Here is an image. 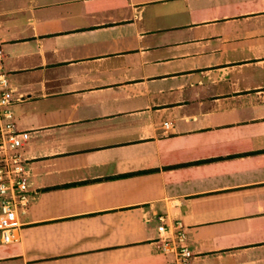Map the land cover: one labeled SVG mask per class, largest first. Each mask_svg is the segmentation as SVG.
<instances>
[{"label":"crops","instance_id":"1","mask_svg":"<svg viewBox=\"0 0 264 264\" xmlns=\"http://www.w3.org/2000/svg\"><path fill=\"white\" fill-rule=\"evenodd\" d=\"M0 36L31 191L0 264H166L158 214L264 264V0H0Z\"/></svg>","mask_w":264,"mask_h":264},{"label":"built area","instance_id":"2","mask_svg":"<svg viewBox=\"0 0 264 264\" xmlns=\"http://www.w3.org/2000/svg\"><path fill=\"white\" fill-rule=\"evenodd\" d=\"M5 52L0 36V238L3 243L16 239L21 227L20 216L31 204V191L21 148L30 137L28 130L20 129L15 121L13 103L22 100L16 95L4 69ZM168 127L169 123L164 122ZM157 242L166 264H194L195 254L187 243V234L181 220L168 223L167 216L157 215Z\"/></svg>","mask_w":264,"mask_h":264}]
</instances>
